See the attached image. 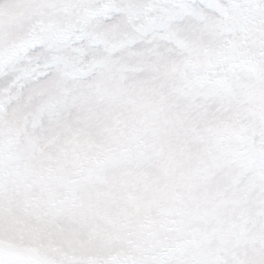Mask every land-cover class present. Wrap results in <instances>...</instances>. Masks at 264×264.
<instances>
[{"label":"snow or ice","instance_id":"1","mask_svg":"<svg viewBox=\"0 0 264 264\" xmlns=\"http://www.w3.org/2000/svg\"><path fill=\"white\" fill-rule=\"evenodd\" d=\"M0 264H264V0H0Z\"/></svg>","mask_w":264,"mask_h":264}]
</instances>
